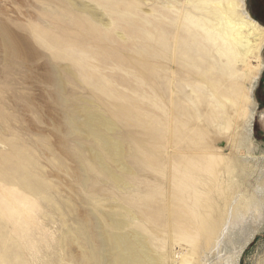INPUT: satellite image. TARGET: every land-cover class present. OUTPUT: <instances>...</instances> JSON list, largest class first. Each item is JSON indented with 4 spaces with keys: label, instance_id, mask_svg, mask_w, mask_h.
I'll use <instances>...</instances> for the list:
<instances>
[{
    "label": "rangeland",
    "instance_id": "1",
    "mask_svg": "<svg viewBox=\"0 0 264 264\" xmlns=\"http://www.w3.org/2000/svg\"><path fill=\"white\" fill-rule=\"evenodd\" d=\"M77 1L113 25L78 9L67 12L57 0H0V264H98L93 215L117 233L107 215L121 218L126 210L137 219L125 216L123 233L166 264L195 262L179 250L189 243L173 239L184 227L197 238L202 264H264V218L250 236L215 235L219 245L207 244L182 186L190 172L210 177L203 171L206 152L236 151L227 195L233 204L224 195L215 203L219 215L238 207L249 224L259 216L253 202L264 204L257 190L264 188V69L252 93L250 143L235 147L217 122L224 119L236 133L217 106L224 100L221 81L238 92L231 96L247 86L243 66L223 67L225 76L220 71L227 48L207 28L214 24L213 3L222 1L173 0L171 7L170 0ZM246 8L264 21V1L246 0ZM17 31L30 38V54L8 43ZM47 62L60 70L63 89ZM200 66L205 71L198 76ZM94 114L105 122L93 131L111 138L121 163L102 143L71 130L70 117L84 123Z\"/></svg>",
    "mask_w": 264,
    "mask_h": 264
},
{
    "label": "bare ground",
    "instance_id": "2",
    "mask_svg": "<svg viewBox=\"0 0 264 264\" xmlns=\"http://www.w3.org/2000/svg\"><path fill=\"white\" fill-rule=\"evenodd\" d=\"M57 1L58 6L65 9L67 12H69L68 10L78 9L81 12H88L96 19H99L100 22L107 27L113 25L110 21H106V18L104 20V14L93 6L85 5L81 2H78L77 0ZM221 1L222 2L213 3L214 6L212 9H214V12L212 17L214 18V24L212 23V26L206 27L209 29V32L211 31L213 34L218 35V37L215 38L214 41L217 43V40H221L223 45H225V47L227 48L226 56L225 58H223L224 64L220 68V71L225 76L223 67L231 66L235 68H240V65L243 66L246 70L245 83L247 84V86L244 87V90L240 92L239 96H231V94H238V92H236L234 88H231V83H228V81H221L220 85L224 90V100L217 99V106L221 109L220 111L223 110L227 114L228 121L231 120L235 125H237L236 133L234 134L229 125L225 124L224 119L222 120L220 117H218L217 122L218 125L223 128V131L224 133H226V135L232 134V137L235 140V147H242L247 142L250 143L249 134L252 135V133H249L251 126V106L254 103L252 102V93L253 88H255V85L257 84L264 69V27L257 23L255 20H253V18L250 16L246 8V0ZM167 5L169 7H171L170 5L175 6L177 5V2L170 0ZM6 39L8 40V43L14 48L16 53L28 55L32 52L33 47L28 36L22 35L20 32L17 31L10 33V35L7 36ZM193 53L194 55H198L195 50H193ZM45 67L47 70L52 72L51 74L53 76V80L55 81L58 88L63 89L64 80H62L60 70L53 63L47 62V64H45ZM65 68L68 69V67ZM201 68L205 71V68H203L202 66H200V68L198 67V76L200 74L199 70H201ZM130 74L131 73H129V75ZM101 76L103 75L101 74ZM130 89L134 90L133 87ZM254 107L255 105H253V108ZM211 110H213V108H211ZM74 119H76V116ZM74 119L73 116L70 117L69 125L72 131L79 132L81 134L85 133L88 136H91V138L97 140L99 143H102L104 145V148L107 149L112 159L116 163H121L122 154L112 143L111 138L99 133L97 134L93 131V129L95 130L98 125H102L105 121H103L101 118H98L96 115L89 116V118H87L84 123H79L77 122V119ZM238 151H240V149ZM205 154L208 167L207 170L203 169V171H207L208 173H210V177L204 178L201 177L200 174L190 172L187 173L188 179L185 183L182 182V186H185L184 188L188 192L187 197L191 204L195 205V207L197 206L195 209L196 217L198 219L202 218V224L199 222V230L205 235L207 244L214 243L215 246L219 245L218 243L220 242H217L218 240L215 242V235L219 237H221L222 235L225 238L231 235L232 238H235L238 234L243 233L247 236H250L251 233L257 232L264 218V204L262 203V200L259 201L260 199H257L258 201H255L256 203H250L253 205V208L257 207L259 216L256 218L254 217V221L249 224L245 223L247 221L244 216L245 214H242L241 211H239L238 207L236 209L230 205V212H228L227 216H223L222 214L219 215L220 211L218 210V206H215V203L217 204L224 195V199L227 204L229 205V203L231 202L228 200L227 195L228 193H230V189L228 188V186L234 181V167L237 166L238 162V156H236V151L232 152V157H225L224 155H218L212 152H206ZM95 157L104 166L106 165V162L104 161V158L100 153H97ZM220 166H222L221 170L216 172V170ZM222 173H226L223 178V181H221ZM112 176H114L113 172ZM115 178L118 179L116 176ZM198 185H203L204 188L207 189L204 191H200ZM222 186L224 188L223 191L221 190ZM257 190L261 196H264V188L262 186L259 187L257 185ZM215 191H219V194L215 195ZM231 195L232 194H230V197ZM230 204H233V202H231ZM107 216L109 217L111 224L115 227L117 233H111L109 230L106 229L103 221L97 215H93L95 220V229L97 231L99 253L98 264H166L164 258L154 255V251L148 249L146 245L138 243L132 238V236L123 233L125 228L128 226V222L126 221L125 216L130 218L131 220L137 219V216L131 210H126V215H121V218H117L112 214H108ZM206 225L209 226L206 228ZM187 232L188 229L184 227V230H180L178 234L173 236V239L175 240H179L181 238L183 241L189 243V246H187L186 249H183L182 247H180L179 249L183 252L182 259L190 257L195 261L193 264H196L197 260L200 261L199 264H202V260L196 257L198 254L197 250L199 248L193 246V244H196L197 238L191 237ZM169 233H174L171 224H169ZM138 236H140V234H138ZM220 240L222 241L221 238ZM179 250L178 248H176L175 252H178ZM235 254L237 255L238 252ZM238 258H240V256H238ZM168 263L169 262H167V264ZM93 264H97V261L94 260Z\"/></svg>",
    "mask_w": 264,
    "mask_h": 264
},
{
    "label": "flooded vegetation",
    "instance_id": "3",
    "mask_svg": "<svg viewBox=\"0 0 264 264\" xmlns=\"http://www.w3.org/2000/svg\"><path fill=\"white\" fill-rule=\"evenodd\" d=\"M252 11L254 12V9H253V8H252ZM256 11H258V9H255V12H256ZM256 18L259 19V21H260L261 23L264 22L261 18H259V17H257V16H256Z\"/></svg>",
    "mask_w": 264,
    "mask_h": 264
},
{
    "label": "water",
    "instance_id": "4",
    "mask_svg": "<svg viewBox=\"0 0 264 264\" xmlns=\"http://www.w3.org/2000/svg\"><path fill=\"white\" fill-rule=\"evenodd\" d=\"M249 14H250V16L253 18V20H255L257 23H259L256 19H255V17L251 14V12H248ZM259 24H261V23H259ZM262 25V24H261ZM263 26V25H262ZM264 27V26H263Z\"/></svg>",
    "mask_w": 264,
    "mask_h": 264
},
{
    "label": "trees",
    "instance_id": "5",
    "mask_svg": "<svg viewBox=\"0 0 264 264\" xmlns=\"http://www.w3.org/2000/svg\"><path fill=\"white\" fill-rule=\"evenodd\" d=\"M261 1H264V0H260V2H261ZM258 2H259V0H258ZM262 24L264 25V22H263Z\"/></svg>",
    "mask_w": 264,
    "mask_h": 264
}]
</instances>
